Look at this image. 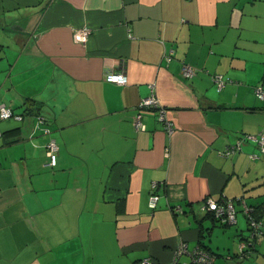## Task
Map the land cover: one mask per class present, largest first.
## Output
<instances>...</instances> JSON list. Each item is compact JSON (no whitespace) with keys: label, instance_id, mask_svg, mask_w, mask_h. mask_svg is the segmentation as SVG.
Segmentation results:
<instances>
[{"label":"crops","instance_id":"crops-1","mask_svg":"<svg viewBox=\"0 0 264 264\" xmlns=\"http://www.w3.org/2000/svg\"><path fill=\"white\" fill-rule=\"evenodd\" d=\"M214 73L230 80L221 90ZM259 85L264 0H0V104L23 113L0 120V264H168L181 243L212 264H264V232L239 256L249 231L236 200L264 221V153L253 140L225 153L264 134ZM151 90L170 132L137 106ZM209 198L235 199V222L215 221Z\"/></svg>","mask_w":264,"mask_h":264},{"label":"built area","instance_id":"built-area-1","mask_svg":"<svg viewBox=\"0 0 264 264\" xmlns=\"http://www.w3.org/2000/svg\"><path fill=\"white\" fill-rule=\"evenodd\" d=\"M90 33V29L87 26L79 27L75 30L73 35L75 41H85ZM166 58L169 59V54H166ZM195 73V69L190 65L182 66V74L186 77H190ZM107 81L124 84L127 82V76L122 72H111L105 76ZM212 79L217 84V88L220 89L224 84V77L220 73H216L212 76ZM254 92L257 97L264 100V90L260 86L255 87ZM139 108L143 107H153L157 109L158 118L164 123L165 128L170 132L172 131V125L170 120L167 118V109L164 108L160 103L154 92L151 90V93L147 96L141 98L138 103ZM35 122L33 129H41L44 133L49 132V127L46 121L45 116L38 114L35 116ZM14 118L16 120H21L23 117L20 114H14L12 109L4 104H0V120ZM141 115L138 113L134 117V126L136 129H143L144 125L141 123ZM0 130V136H1ZM245 140H253L258 145L260 151L264 153V134L260 133L259 135L245 134L243 138L238 139L233 145H230L225 153L230 154L239 147L240 142ZM57 150L58 144L54 138H49L46 143V155L47 159L44 163V166L53 167L56 165L57 161ZM157 183L153 182L151 184V189L148 196V205L150 208H154L157 203L158 194L155 192V187ZM236 200H240L242 204L243 211L248 215V222L250 227L248 241H242L239 244L240 251L246 246H251V238L257 236L264 232V221L259 218H255L251 213L252 208L244 203V201L239 197ZM235 199L221 198L219 200L206 199L205 207L206 211H209L218 219L221 223H233L235 222ZM176 210H180V206H175ZM186 254L188 256L187 260H181L180 255ZM214 259L213 254L204 249L201 246H195L192 249H187L184 243L178 245L176 249V254L174 258L168 264H212ZM139 264H151L149 257H144L139 261Z\"/></svg>","mask_w":264,"mask_h":264},{"label":"trees","instance_id":"trees-1","mask_svg":"<svg viewBox=\"0 0 264 264\" xmlns=\"http://www.w3.org/2000/svg\"><path fill=\"white\" fill-rule=\"evenodd\" d=\"M214 74H216V73H214ZM214 74H212L211 75V79H212V76L214 75ZM221 74V73H220ZM223 75V74H222ZM223 77H224V84H223V86L220 88V89H218L217 88V84H216V82H214L215 83V85H216V88H217V90H221L223 87H224V85L227 83V82H229L230 80H229V78L228 77H225L224 75H223ZM213 80V79H212ZM214 81V80H213ZM261 88H262V86L261 85H259ZM255 87H257V86H255ZM255 87H254V89H255ZM262 90H264V88H262ZM255 93V92H254ZM141 100V99H140ZM30 104H32V103H30ZM138 106V105H137ZM14 113V112H13ZM14 114H20V115H22V117H23V113H14ZM38 114H41L40 112H36L34 115L36 116V115H38ZM41 115H43V114H41ZM43 116H45V115H43ZM36 118V117H35ZM45 118H46V116H45ZM46 121H48V119L46 118ZM47 124H48V122H47ZM34 125V124H33ZM50 129V128H49ZM35 130H38V131H40L41 133H44L41 129H39V128H37V129H35ZM1 135H2V133H1ZM245 135V134H244ZM244 135H240L239 137H238V139H241V138H243V136ZM243 140H245V139H243ZM242 140V141H243ZM230 146V145H229ZM259 148V147H258ZM239 202H240V200H238ZM237 201V202H238ZM241 203V202H240ZM236 204V200H235V202H234V205ZM249 206V205H248ZM251 208H252V210H251V213L254 215V217L255 218H259L261 215L259 214V212L257 211L258 209L255 207H252V206H250ZM235 210H236V208H235ZM242 210H243V208H242ZM244 212V211H243ZM210 215H211V217L215 220V221H217V222H219V223H221L218 219H216L215 217H214V215L212 214V213H210ZM244 215H245V217H246V220H247V225H248V231L250 232V227H249V222H248V215L244 212ZM222 224H226V223H222ZM255 237L256 236H254V237H252L251 238V243H252V245L251 246H246L244 249H243V251H240V249H239V256H241V257H243V256H246V255H248L251 251H252V247H253V241H254V239H255ZM250 239V237H249V234H248V238L246 239L247 241Z\"/></svg>","mask_w":264,"mask_h":264},{"label":"rangeland","instance_id":"rangeland-1","mask_svg":"<svg viewBox=\"0 0 264 264\" xmlns=\"http://www.w3.org/2000/svg\"><path fill=\"white\" fill-rule=\"evenodd\" d=\"M34 120H35V117H34Z\"/></svg>","mask_w":264,"mask_h":264}]
</instances>
